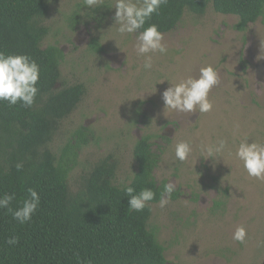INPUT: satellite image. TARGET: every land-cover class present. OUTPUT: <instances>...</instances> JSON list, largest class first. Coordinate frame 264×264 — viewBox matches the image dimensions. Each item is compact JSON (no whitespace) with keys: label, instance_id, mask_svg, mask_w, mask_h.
<instances>
[{"label":"rangeland","instance_id":"374dc122","mask_svg":"<svg viewBox=\"0 0 264 264\" xmlns=\"http://www.w3.org/2000/svg\"><path fill=\"white\" fill-rule=\"evenodd\" d=\"M48 3L43 23L49 33L42 47L57 45L63 52L56 89L86 86L82 101L56 124L47 144L58 157L66 145L82 144L70 188L80 189L106 156L116 162L117 183L127 181L136 171V142L150 136L159 157L156 181L176 183L164 208L151 204L149 220L166 264H264V180L249 176L235 155L241 140L264 143V17L241 31L236 15L212 6L202 15L185 10L179 24L164 33L167 53H151L152 68L145 69L134 35H121L113 25L114 0H102L95 9L83 0ZM208 65L219 76L209 94L212 110L165 115L162 93L169 82H158L198 77ZM219 140L227 143L216 160L200 157L202 146ZM181 141L192 146L185 162L175 158ZM241 225L248 233L243 244L232 239Z\"/></svg>","mask_w":264,"mask_h":264},{"label":"trees","instance_id":"16d2710c","mask_svg":"<svg viewBox=\"0 0 264 264\" xmlns=\"http://www.w3.org/2000/svg\"><path fill=\"white\" fill-rule=\"evenodd\" d=\"M210 6L218 13L236 15L241 31L264 17V0H167L145 27L155 23L166 33L179 24L185 10L202 15ZM48 8V0H0V50L27 54L40 66L33 106L0 102V196L14 194L13 209L21 205L28 188L41 197L32 219L24 224L0 209V264H166L165 249L149 225L151 204L159 202L166 184H158L154 177L159 157L150 136L140 138L133 149V186L137 192L145 187L156 192L143 211L129 210L112 156L99 159L83 186L73 191L69 173L82 144L66 145L60 157L47 146L56 124L86 94L83 83L56 89L63 52L57 45L42 47L49 33L43 23ZM93 46L102 49L97 41ZM78 135L86 140L82 130ZM17 163L22 169L17 170ZM11 236L19 242L8 244Z\"/></svg>","mask_w":264,"mask_h":264},{"label":"clouds","instance_id":"9594fccd","mask_svg":"<svg viewBox=\"0 0 264 264\" xmlns=\"http://www.w3.org/2000/svg\"><path fill=\"white\" fill-rule=\"evenodd\" d=\"M102 3V0H83L87 9H95ZM167 0H114L115 8L114 24L121 34L134 35L135 48L138 55L146 57L144 68H152L151 53H167V46L164 43V33L159 30L155 23L145 24L158 13ZM122 50V49H121ZM40 79V66L35 59L27 54L7 53L0 50V102L6 101L9 106L18 102L24 107H31L36 101L39 92L38 82ZM169 82L162 93V99L166 110H175L181 113L199 114L210 112L213 104L209 99L212 88L219 84V76L212 65L201 67L198 77L189 76L178 82L171 79H164ZM225 140H219L214 145L201 147V155L205 160L212 158L216 160L218 153H221L226 146ZM192 152V146L188 141H181L175 146V158L180 162L188 160ZM236 157L242 162L247 174L258 180H264V143L248 139L241 140L236 152ZM23 164L17 163V170L22 169ZM135 176H130L127 181H121V190L129 197L128 208L130 211H143L148 202L156 198V192L152 188H142L139 192L133 186ZM176 190V183L170 180L164 184L159 195V206L164 208L170 201L172 193ZM27 196L21 205L13 209L10 207L14 194H3L0 196V209H7L14 219L24 224L32 219L33 214L39 207L40 194L35 188H28ZM247 229L245 226H238L232 239L241 244L246 242ZM19 242L17 236L8 238L7 243L15 245Z\"/></svg>","mask_w":264,"mask_h":264}]
</instances>
